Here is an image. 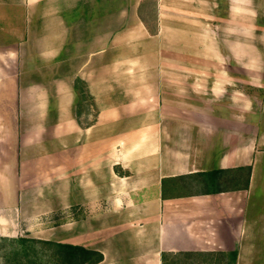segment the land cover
Here are the masks:
<instances>
[{"label": "crops", "instance_id": "crops-1", "mask_svg": "<svg viewBox=\"0 0 264 264\" xmlns=\"http://www.w3.org/2000/svg\"><path fill=\"white\" fill-rule=\"evenodd\" d=\"M0 234L264 264V0H0Z\"/></svg>", "mask_w": 264, "mask_h": 264}, {"label": "trees", "instance_id": "trees-1", "mask_svg": "<svg viewBox=\"0 0 264 264\" xmlns=\"http://www.w3.org/2000/svg\"><path fill=\"white\" fill-rule=\"evenodd\" d=\"M75 90L79 94V102L76 105L79 117L83 108L93 105V100L83 82L77 80ZM0 242L5 244V264H98L103 260L99 252L53 241L3 237ZM236 255L229 253L222 258V255L216 253H162L161 258L162 264H179L180 260H184V264H235ZM192 259L195 263H189L188 260Z\"/></svg>", "mask_w": 264, "mask_h": 264}, {"label": "rangeland", "instance_id": "rangeland-1", "mask_svg": "<svg viewBox=\"0 0 264 264\" xmlns=\"http://www.w3.org/2000/svg\"><path fill=\"white\" fill-rule=\"evenodd\" d=\"M86 109H90V107L89 106H86L85 107ZM54 215L52 214V215H50V218H52L49 222H48V226H53L54 225V217H53ZM34 224V223H33ZM36 224V223H35ZM34 224V225H35ZM36 228H37V226H36ZM39 228V227H38ZM38 231V230H37ZM40 231V230H39ZM38 231V232H39ZM3 237H5V236H2L1 234H0V239L1 238H3ZM18 237H27V238H32L31 236H29L28 234H23V236H18ZM40 237H42V236H40ZM11 238H13V237H11ZM17 238V237H16ZM35 239V238H34ZM4 246H5V244L4 243H2V242H0V264H5V260H4V258H3V248H4ZM199 260V259H198ZM189 261V263H195L194 262V260L192 259V260H188ZM184 264V260H180L179 261V264Z\"/></svg>", "mask_w": 264, "mask_h": 264}]
</instances>
